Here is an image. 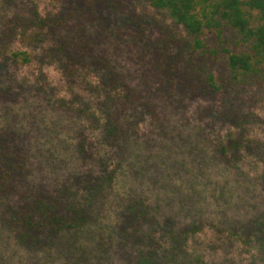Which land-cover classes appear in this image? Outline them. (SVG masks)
<instances>
[{
    "label": "rangeland",
    "instance_id": "1",
    "mask_svg": "<svg viewBox=\"0 0 264 264\" xmlns=\"http://www.w3.org/2000/svg\"><path fill=\"white\" fill-rule=\"evenodd\" d=\"M104 1L100 12L108 11ZM37 6L42 15L61 8L59 0H0V47L15 17ZM144 7L150 39L140 40L134 55L106 38L98 47L93 21L71 19L63 32L74 49L116 59L115 73L132 89L121 145L102 140L81 117L84 101L100 113L99 77L68 78L57 61L45 62L62 34L38 48L10 44L29 54V64L0 56V145L18 154L10 194L0 198V264H264V94L229 87L223 57L194 53L165 13ZM224 33V47L240 51L237 37ZM216 36H206L208 49L217 47ZM210 73L223 90L211 87ZM103 149L110 162H122L106 193ZM74 195L89 196V225L45 250L18 243L8 221L25 206ZM135 200L150 206V218L130 214Z\"/></svg>",
    "mask_w": 264,
    "mask_h": 264
},
{
    "label": "trees",
    "instance_id": "2",
    "mask_svg": "<svg viewBox=\"0 0 264 264\" xmlns=\"http://www.w3.org/2000/svg\"><path fill=\"white\" fill-rule=\"evenodd\" d=\"M59 1L60 11L54 7L48 15H42L37 6L29 17L17 15L13 20L12 29L8 28L7 32L5 31L0 56L8 63L22 61L29 64L32 59L28 53L14 51L9 45L19 40L28 46L38 48L47 43L49 36L55 32L62 34L57 45L48 48L46 59L49 61L45 59V62L57 61L66 71L68 78L77 79L84 75L88 77L91 73L99 77L103 88L95 86V89L99 95H102L99 99L103 103L100 113L94 111L91 102L84 101L87 106L82 109L81 117L89 123L96 134L101 136L102 140L103 138L110 140V137H113L110 141L114 142V145H121L120 140L125 130L122 114L132 104L133 92L125 82L123 74L120 71L118 74L115 73L120 70L115 62L116 59L111 56L110 61L98 59L95 56V49L86 54L85 51H81L83 48L74 49L69 44L63 32L69 31V28H65L71 19L74 22H77L76 19L86 20L89 23L93 21L98 25L96 29L95 24H92V28L96 29L94 42L98 47L97 43L100 39L106 38V42L110 40L117 44L120 50H125V55H134L133 48H139L140 40L150 39L147 32L150 23L144 7L147 6L165 13L175 26L180 27L187 36V46L194 53L201 52L216 59L223 57L229 87H258L264 94V0H108V11L104 10L103 13L99 11L97 5L100 0H87V3H79L78 0ZM225 30H230L237 37L236 45L240 51L233 52L224 47ZM209 33H217L218 42L215 40V43L218 45L213 50L208 49L205 41ZM78 39L82 44L87 40L84 37ZM87 43L92 44L91 40ZM92 48L94 47H89ZM103 51L107 53L104 48ZM107 56L109 57L108 53ZM101 62L111 63L103 65ZM208 81L218 92L224 89L221 85L217 86L212 73L208 75ZM193 92L194 96L195 91ZM84 143H88L87 138ZM103 144L104 142L101 143L102 146ZM222 150L223 153L226 152L224 148ZM109 151L106 149L104 153L103 149L101 153V157H105L104 169L101 170L104 179L102 184L105 185L102 187V193L113 188L122 164L113 161L111 163L112 157H108ZM17 157L18 154L13 155L9 149L0 145V198H6L10 194L9 181L16 171ZM66 198L35 199L15 218L10 219L8 227L18 243L34 250H45L61 235L76 233L89 225L92 220L87 212L89 196L81 199L82 201L75 195ZM130 214L148 219L151 209L144 200H135L130 206ZM171 258L175 260L174 256ZM146 264H149V261Z\"/></svg>",
    "mask_w": 264,
    "mask_h": 264
}]
</instances>
